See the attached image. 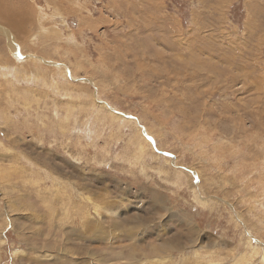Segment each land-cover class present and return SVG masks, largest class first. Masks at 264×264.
<instances>
[{"label":"rangeland","instance_id":"374dc122","mask_svg":"<svg viewBox=\"0 0 264 264\" xmlns=\"http://www.w3.org/2000/svg\"><path fill=\"white\" fill-rule=\"evenodd\" d=\"M2 1L0 264H264V0Z\"/></svg>","mask_w":264,"mask_h":264},{"label":"bare ground","instance_id":"6f19581e","mask_svg":"<svg viewBox=\"0 0 264 264\" xmlns=\"http://www.w3.org/2000/svg\"><path fill=\"white\" fill-rule=\"evenodd\" d=\"M5 2V1H4ZM4 2L2 0H0V16L3 17V18H6V17H9V21L11 22V18L13 16V12L12 10L10 11L6 6L7 2L9 1H6L5 3V6H4ZM14 5V4H13ZM12 9V8H11ZM10 36V34H9ZM8 37V36H7ZM11 40V39H10Z\"/></svg>","mask_w":264,"mask_h":264}]
</instances>
